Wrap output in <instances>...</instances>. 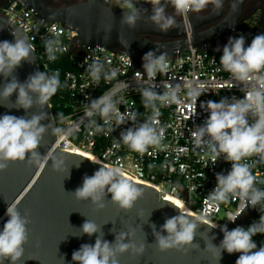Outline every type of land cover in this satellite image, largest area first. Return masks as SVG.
<instances>
[{
  "label": "clouds",
  "instance_id": "obj_1",
  "mask_svg": "<svg viewBox=\"0 0 264 264\" xmlns=\"http://www.w3.org/2000/svg\"><path fill=\"white\" fill-rule=\"evenodd\" d=\"M139 2L140 0H118L115 6L124 10L121 23L135 28L137 22L146 17V22L153 24L161 32L180 27L181 24L184 27L185 22H189L190 13L201 14L211 6V13L218 14L225 7V0H143L152 6L151 14L146 15L147 9L137 7ZM240 2L242 0H228L229 10L235 12ZM169 7L173 9L171 14L168 12ZM54 16L55 14L52 18ZM177 17H180L179 21ZM12 35L15 38L14 42L7 40L0 42V76L6 80L11 78L10 82H6L0 89V99L9 100L13 93H17L15 108H22L27 113L33 107H38L40 112L30 117L9 114L0 116V172L15 162H27L36 169H44L49 160L52 161L54 170L62 171L65 164L63 157L58 158L51 149L44 156L38 151L49 130L51 135L56 137L53 145L66 141L78 131V125L67 128L57 126L54 117L63 122L62 113L52 117L51 123H42L48 119L43 109L45 106L51 109L50 101L62 87L60 73L37 70L21 83L13 73L21 66L22 61L32 62L35 47L27 37L18 36L16 31L12 32ZM60 35L61 33L56 31L43 40L49 61H55L58 58L57 54L67 51ZM158 51L159 46L156 51L147 52L142 58L144 73L136 72L143 77L146 74L149 82L148 86H138L135 91L139 92L144 107L151 109V116L143 122H138L135 112L120 111L123 98L117 99V94L127 90L130 85L119 81L117 87L98 98L85 97L89 102L85 104L84 115L80 121L83 123L87 120V127L90 130L106 136L131 121L132 127L121 131L118 141L141 156L148 153L150 148L163 150L166 147L163 144L166 128L161 126L157 119L160 107L181 104L183 101L180 92L186 89L185 99L191 104L189 119L196 115L199 97L208 92L202 82L191 81L182 85L162 80L159 85L156 84L158 74L165 76L170 72L169 54L162 51L157 55ZM130 64L131 61L128 59V66ZM219 65L223 71L230 74L235 85L241 86L244 95L243 98L222 97L219 102L202 101L199 106L208 113V116L202 125L189 130L194 149H200L204 153L202 159L209 158L211 163L215 164L218 159L223 158L231 163V169L226 174L216 173V186L206 200L220 204L238 199L240 210L227 217L230 222H235L248 206L253 209L259 206L261 215L258 221L247 227L238 225L229 230L226 224L222 226L220 231L223 233V239L218 246L207 242L206 232L201 233V238L205 239L206 243L204 251L212 253V259L216 264L222 259V252L230 255L240 253L235 264H264V242L258 246L253 239L258 234L264 235V189L256 186L258 179L253 172L255 165L246 162L252 157H258L260 162H264V33L257 34L247 46L244 35L238 38L230 37L223 46ZM46 67L45 65L44 68ZM86 71L96 84L101 79L111 82L119 74L118 69L106 68L105 63L99 58L93 59L92 63L87 65ZM157 88H162V93L158 92ZM97 116L103 124L98 123L95 119ZM28 153L30 156L26 160ZM87 159L102 164L95 159ZM259 183H264V180ZM73 194L77 200L90 199L98 209L105 207L104 201L111 194V203L121 210L130 211L143 197L144 189L128 179L121 167L102 164L92 176L83 177L82 186ZM18 205L19 200H16L6 209L5 215L9 219L0 231V264H5V261L19 264L24 257V246L29 241L28 214L22 215ZM172 205L179 209V214L167 218L160 231L156 230L154 224L151 226L155 245L160 252L175 249L187 254L190 250L199 248V244L194 243V238L202 225H208L209 230L218 225L204 216L189 215L179 204ZM80 230L82 233L80 236L86 234L91 237L96 233L99 235L96 236L94 245L85 243L73 251L72 261L77 264H119L118 257L124 253L130 252L139 257L145 252V243L135 241L134 230L120 232L115 236L114 243L104 240L101 227L91 220H85ZM163 232L167 235H162ZM215 239V236L211 237L212 241Z\"/></svg>",
  "mask_w": 264,
  "mask_h": 264
},
{
  "label": "water",
  "instance_id": "obj_2",
  "mask_svg": "<svg viewBox=\"0 0 264 264\" xmlns=\"http://www.w3.org/2000/svg\"><path fill=\"white\" fill-rule=\"evenodd\" d=\"M9 1H15L31 11L43 24H59L75 31L78 36L74 47H79L81 53L96 47H104L109 51L125 54L136 63H140L147 52L156 51L158 46L160 51L157 55L167 51L169 59L189 48L204 51L208 49L209 44H215L223 34L217 30L196 34L195 29L207 23L203 21L198 24L201 18L191 14L187 22L188 29L181 24L180 27L161 32L153 24L146 22V17H142L135 28H130L121 23L124 11L114 9L107 2L109 5H105L101 0H71L73 1L71 4L62 7H53L54 0H0V8ZM230 22L232 26L229 28L235 34L240 25L239 11ZM262 28L264 16L259 22V29ZM14 31L18 36H23L12 22L0 16V42L4 40L14 42L15 38L12 35ZM213 51L222 54V50L218 51L216 47ZM35 71L37 68L33 54L32 62L22 61L13 75L23 83ZM10 79L9 77L6 80L0 76V89L6 82H10ZM16 99L17 93H13L9 100L0 99V116L9 114L30 117L40 112L38 107H33L27 113L22 108H15ZM43 111L47 113L48 119L42 123H51L54 113L49 111L47 106ZM55 141L56 137L52 136L49 130L38 151L44 156L51 149L58 158L63 157L64 170H54L52 161L49 160L44 169H36L27 162H15L0 172V231L9 219L5 215L7 207L16 200H19V211L22 215L27 213L30 221L27 226L29 241L24 246V257L19 264H77L72 261L73 251L85 243L94 245L96 236L99 235L96 233L91 237L86 234L80 236L81 226L87 219L101 227L103 239L109 243H114L115 236L120 232L129 230H134V239L137 243H145L143 255L137 257L130 252L124 253L118 257L119 264H216L212 259V253L204 251L206 243L205 239L201 238V233L206 232L207 242L217 246L223 239V233L219 230H209L208 225H202L197 230L194 243L199 244V248H194L187 254L175 249L166 252L158 250L151 226L154 224L156 230L160 231L165 220L178 215L179 210L165 200L160 201L157 192L149 187L139 185L144 189V195L130 211L121 210L111 203V194L106 197L103 209H98L90 199L77 200L73 193L82 186L83 177L92 176L101 166L91 163L84 157L56 150V144L53 145ZM28 156L30 153L26 154V160ZM249 208L250 206L235 222L228 224L229 230L238 224L241 216ZM162 235L167 233L163 232ZM212 236L216 237L213 241ZM239 255L240 253L230 255L222 252L219 264H235ZM5 264H10V261H5Z\"/></svg>",
  "mask_w": 264,
  "mask_h": 264
},
{
  "label": "built area",
  "instance_id": "obj_3",
  "mask_svg": "<svg viewBox=\"0 0 264 264\" xmlns=\"http://www.w3.org/2000/svg\"><path fill=\"white\" fill-rule=\"evenodd\" d=\"M101 1L105 5L110 4L116 10L124 11L115 6L118 0ZM147 4L140 0L137 6ZM0 16L12 22L20 33L34 44L35 53L33 54L37 70L60 73L62 87L52 97L50 101L52 107L48 110L53 112L54 116L55 111L63 114V122L58 117H54L57 126L67 128L78 125V131L66 141L56 143V150L78 156L85 155L102 164L119 166L128 179L155 190L160 201L165 200L170 203L169 200H172L181 203L191 216H204L205 219L217 224L214 230L220 231L225 224L228 226L230 221L227 217L240 210V201L233 199L227 203L213 204L206 200V197L216 186V173L226 174L231 169V163L223 158L218 159L215 164H212L209 158L202 159L204 153L200 149H194L189 131L202 125L208 116V113L199 106L202 101L219 102L222 97L231 98L232 96L243 98L241 86L235 85L230 74L223 71L219 65L222 54H216L213 50L202 51L189 48L170 59V72L167 75H157L156 84L158 85L162 80L182 85L195 81L204 83L208 92L199 97L196 115L189 119L191 104L185 99L186 89L180 92L183 101L181 104L160 107V115L157 119L159 124L166 128L163 141L166 147L163 150L150 148L148 153L141 156L118 141L120 132L132 127L131 121L121 125L107 136L90 130L87 127V120L83 123L80 121L84 115L85 104L89 102L85 97L98 98L117 87L119 81L130 85L127 90L117 94V99L123 98L120 111L135 112L138 122H143L151 116V109L144 107L139 92L135 91L138 86L144 87L149 84L146 74L143 77L136 73H144L143 61L136 63L127 55L109 51L104 47H96L81 53L79 47H74L78 36L75 31L68 30L59 24H43L31 11L15 1H9L2 6ZM259 22L258 18L244 20L236 33L230 37L238 38L244 35L246 46L249 45L257 34L264 33V28L259 29ZM185 26L188 28L187 22ZM56 31L61 33L60 39L67 51L57 54L58 58L55 61H49L43 47V40ZM95 58L102 60L106 68L118 69L117 78L111 82L101 79L98 84L94 83L86 68ZM128 59L131 61L130 66H128ZM45 65L46 68H44ZM173 77L174 79H170ZM156 90L160 93L163 91L162 88ZM95 119L103 124L98 116ZM113 126H115L114 122ZM246 162L255 165L253 172L258 179L256 186L264 189V183H259L264 180V162H260L258 157H252ZM93 164L102 166L98 163ZM206 164L207 167H205ZM260 215L259 206L257 209L250 206L236 226L247 227L254 221H258ZM253 239L260 246L264 242V235L258 234Z\"/></svg>",
  "mask_w": 264,
  "mask_h": 264
},
{
  "label": "flooded vegetation",
  "instance_id": "obj_4",
  "mask_svg": "<svg viewBox=\"0 0 264 264\" xmlns=\"http://www.w3.org/2000/svg\"><path fill=\"white\" fill-rule=\"evenodd\" d=\"M79 1H84V0H79ZM262 3H264V0H242V2H240L238 5L237 10L235 12H232L229 10L228 0H225V7L218 14L211 13V6H209V9L204 13L201 14L190 13L193 16H198L201 18V20L198 21V24L202 23L203 21L207 23L195 29V33L196 34L207 33L214 30L222 31L223 32L222 36L216 41L215 44L212 43L209 44L207 50H213L214 47H216L217 49H222L223 46L226 45L230 36L233 35V30L229 28L230 26H232L231 24L232 22H230L231 18L235 17L237 15V12L239 11L240 24L247 19H253V18L260 19L262 16H264V5H262ZM52 6L62 7L61 5L58 4H52ZM139 7L147 9V13L149 15L151 14V7H152L151 4H147L145 6L141 5ZM168 12L171 14L173 12V9L169 7ZM177 20L179 21V17H177ZM141 61H143L142 58Z\"/></svg>",
  "mask_w": 264,
  "mask_h": 264
},
{
  "label": "trees",
  "instance_id": "obj_5",
  "mask_svg": "<svg viewBox=\"0 0 264 264\" xmlns=\"http://www.w3.org/2000/svg\"><path fill=\"white\" fill-rule=\"evenodd\" d=\"M61 2H63V1H60V0H54L53 2H52V4H58V5H61L62 3ZM64 2H67V3H69V4H71V2H73V1H71V0H66V1H64ZM63 2V3H64ZM68 5V4H67ZM57 114H59L57 111H55V116L57 115Z\"/></svg>",
  "mask_w": 264,
  "mask_h": 264
},
{
  "label": "bare ground",
  "instance_id": "obj_6",
  "mask_svg": "<svg viewBox=\"0 0 264 264\" xmlns=\"http://www.w3.org/2000/svg\"><path fill=\"white\" fill-rule=\"evenodd\" d=\"M188 29V28H187ZM80 156H82V157H84V158H89V157H87V156H85V155H80ZM90 161V160H89ZM93 163V162H92ZM170 201V203H172V204H179V205H181V203H179V202H176V201H172V200H169ZM182 206V205H181ZM183 207V206H182ZM183 209H184V211L185 212H187L189 215H190V213L187 211V209H185L184 207H183ZM179 210V209H178Z\"/></svg>",
  "mask_w": 264,
  "mask_h": 264
},
{
  "label": "rangeland",
  "instance_id": "obj_7",
  "mask_svg": "<svg viewBox=\"0 0 264 264\" xmlns=\"http://www.w3.org/2000/svg\"><path fill=\"white\" fill-rule=\"evenodd\" d=\"M67 4H69V3L64 2V3L61 4V6H66ZM179 20H180V18H179Z\"/></svg>",
  "mask_w": 264,
  "mask_h": 264
}]
</instances>
